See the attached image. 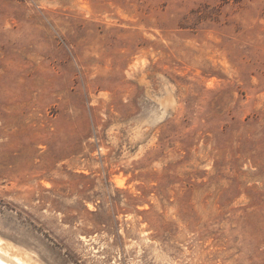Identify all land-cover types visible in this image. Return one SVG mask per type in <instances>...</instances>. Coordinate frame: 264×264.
<instances>
[{
	"label": "rangeland",
	"instance_id": "obj_1",
	"mask_svg": "<svg viewBox=\"0 0 264 264\" xmlns=\"http://www.w3.org/2000/svg\"><path fill=\"white\" fill-rule=\"evenodd\" d=\"M0 242L264 264V0H0Z\"/></svg>",
	"mask_w": 264,
	"mask_h": 264
},
{
	"label": "bare ground",
	"instance_id": "obj_2",
	"mask_svg": "<svg viewBox=\"0 0 264 264\" xmlns=\"http://www.w3.org/2000/svg\"><path fill=\"white\" fill-rule=\"evenodd\" d=\"M13 247H8L7 245H3V243L0 242V254H3V255H0V264L4 263V261L6 260V259L3 260L4 258L3 256H6L12 259L14 261L12 262V264H34L28 259L27 256L21 253V251L19 252V249L16 250V248L14 249ZM10 259H7V260H10ZM32 261L34 260L32 259ZM6 264L8 263L6 262Z\"/></svg>",
	"mask_w": 264,
	"mask_h": 264
}]
</instances>
